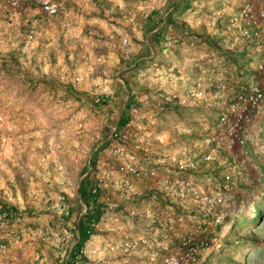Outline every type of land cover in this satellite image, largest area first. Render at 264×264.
Returning <instances> with one entry per match:
<instances>
[{"label": "rangeland", "instance_id": "1", "mask_svg": "<svg viewBox=\"0 0 264 264\" xmlns=\"http://www.w3.org/2000/svg\"><path fill=\"white\" fill-rule=\"evenodd\" d=\"M207 1L208 9L187 15L193 0H64L56 19L32 11L18 21H10L0 3V33L12 37L10 51L0 58V68L7 70L0 75V88L9 102L7 110L18 114L29 135L39 132L27 148L12 146L19 158L30 153L29 164L0 169V175L5 178L8 173L16 179L23 171L32 173L48 153L51 159L46 164L63 166L65 176L74 183L68 192L76 216L82 208L76 186L87 184L83 180L95 147L110 139L118 121L123 127L124 122L133 121L130 129L154 152L194 160L201 187L221 182L226 173L232 176L234 189L225 198L226 224H215L214 214L194 202L178 203L179 212L210 223L211 230L199 236L208 240L210 249L198 264H264V112L247 129L242 148L222 154L221 165H210L202 160L206 139L214 131L224 99L184 106L175 98L197 78L189 63L198 62L210 76L221 78V59L229 69L223 78L231 93L240 89L238 83L255 82L264 89V75L253 67L261 57L256 45L243 47L222 22L238 12L243 0ZM251 1L256 7L264 4V0ZM173 6L174 12L166 18L172 30L158 34L164 21L160 9L168 11ZM215 16L221 19L215 22ZM169 37L170 51L162 54ZM39 68L63 71L50 76L35 73ZM8 137L0 131V149ZM50 172L51 190L59 193L57 174ZM42 216L51 218L29 214L36 224H42ZM38 247L23 248L20 254L26 253L31 260ZM92 264H149V259L133 255Z\"/></svg>", "mask_w": 264, "mask_h": 264}, {"label": "built area", "instance_id": "2", "mask_svg": "<svg viewBox=\"0 0 264 264\" xmlns=\"http://www.w3.org/2000/svg\"><path fill=\"white\" fill-rule=\"evenodd\" d=\"M0 3L7 8L10 21L25 18L32 11L46 18H58L64 6V0H0ZM207 4V0H193L186 14L206 10ZM174 10L175 6L168 11L160 9L164 21L156 30L158 34L162 29L172 30L166 18ZM66 15L72 16V13ZM219 19L215 16L214 21ZM222 22L225 31L243 47L250 43L256 45L261 57L253 67L264 75V4L256 7L251 0H243L238 12ZM166 39L162 54L170 51L171 37ZM128 41L125 39L123 45L127 46ZM194 45L192 41L191 46ZM218 63L222 67L219 68L221 78L210 76L198 62L189 63L197 78L182 95L175 96L184 106L192 102L210 105L212 99H224L214 131L206 139L207 150L202 160L210 165H221L222 154L242 148L246 144L247 129L264 112L263 87L250 82L231 93L223 78L229 73L226 61L221 59ZM225 92H228L227 98ZM8 105L0 88V131L11 136L2 140L3 147L11 149L15 144L27 148L31 139L29 131L18 114L7 110ZM124 123L123 127L118 121L110 139L95 147L83 180L87 183L90 201L82 198L80 189L84 184L79 183L76 188L82 208L76 216L68 192L75 186L65 176L63 166L44 163L32 173H19L11 182V190L0 201V230L3 231L0 257L12 250L38 245L30 264H92L133 255L147 257L149 264L199 263L203 253L210 249L208 240L199 236L211 230L210 223L179 212L178 203L194 202L214 214L215 224H226L225 198L234 189L231 174H224L217 184L201 187L195 176L194 160L174 153L154 152L142 136L130 129L133 121ZM50 169L57 174L59 193L51 190L54 184ZM29 214L50 216L54 225L36 224Z\"/></svg>", "mask_w": 264, "mask_h": 264}, {"label": "crops", "instance_id": "3", "mask_svg": "<svg viewBox=\"0 0 264 264\" xmlns=\"http://www.w3.org/2000/svg\"><path fill=\"white\" fill-rule=\"evenodd\" d=\"M12 40V37L11 36H5V33H0V58L2 57H6V54L5 52L7 51H10L8 49V46H9V42ZM10 47V46H9ZM2 61V60H0ZM50 71V73L52 74H49V72H43V71ZM126 68H122V70H124ZM60 68H39L37 69V71L35 70V73H41L42 75L46 73V75H52V76H56V72L57 74L58 73H62L63 69L61 71H59ZM66 70V68H64V71ZM34 71V70H33ZM7 72V70H5V68H0V75L2 74H5ZM2 80V78H0ZM77 80H79V78H77ZM127 88H128V85H126ZM125 86V90L126 92L128 93L129 89H127ZM109 87V86H108ZM107 87V89H109ZM112 93H114V85L112 84ZM116 93V92H115ZM128 95V94H127ZM126 99H128L127 97L125 98V103H126ZM25 103L27 102V100H24ZM23 103V102H22ZM16 105V104H14ZM127 105V104H126ZM30 136H31V139H32V144H33V139H34V143L36 142L35 140H37L38 136H39V132L35 131L33 133H30ZM29 154L30 153H27L23 159L22 158H19L17 157V155H15V152H14V149H10V148H4L2 147L0 149V169H9L10 170V167H15V166H19V165H22L23 166H26L29 164V159H31L29 157ZM27 156V157H26ZM47 158H42L40 164H44L48 161V158L51 159V155H49L47 153ZM20 160V162H18ZM3 163V164H2ZM21 168V167H19ZM14 176L9 175L8 173H6V176L5 178L2 177V175H0V201L3 199V194L5 192H8V190H11V182L14 180ZM7 181L9 182L7 184ZM16 194V193H15ZM42 221V224L44 225H49L50 223L52 225H54V223L50 220V218H47V217H44L42 216V219H40ZM3 231L0 230V233H2ZM30 247V245H29ZM29 247H24V248H29ZM25 250V249H24ZM23 254V253H22ZM25 255H21L20 254V250H12V252H10V254L6 255V256H1L0 257V264H30L31 263V260L29 259V257H27V254L24 253Z\"/></svg>", "mask_w": 264, "mask_h": 264}, {"label": "trees", "instance_id": "4", "mask_svg": "<svg viewBox=\"0 0 264 264\" xmlns=\"http://www.w3.org/2000/svg\"><path fill=\"white\" fill-rule=\"evenodd\" d=\"M4 6V5H3ZM4 9H5V11H6V15H7V18L9 17L8 16V11H7V8L4 6ZM36 12V11H35ZM36 14H37V12H36ZM37 15H41L42 17H44L42 14H37ZM61 16V15H60ZM44 18H46V17H44ZM46 19H50V18H46ZM52 19H56V18H52ZM245 54H243V56H244ZM229 57V56H228ZM237 57H238V54H234V58H236L237 59ZM236 59H234V60H236ZM239 84V88H241V86H240V83H238ZM246 84V83H245ZM244 85V83L242 84V86ZM80 193H81V195H82V198L83 199H85L87 202H89L90 201V199H89V197H88V193H87V188H86V185L84 184L82 187H81V189H80Z\"/></svg>", "mask_w": 264, "mask_h": 264}]
</instances>
